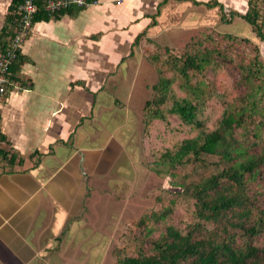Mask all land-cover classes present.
I'll return each mask as SVG.
<instances>
[{
	"label": "crops",
	"instance_id": "obj_1",
	"mask_svg": "<svg viewBox=\"0 0 264 264\" xmlns=\"http://www.w3.org/2000/svg\"><path fill=\"white\" fill-rule=\"evenodd\" d=\"M212 1L94 0L33 22L0 100V148L12 156H0V264H89L96 242L86 184L99 172L94 155L115 140L120 151L101 171L106 184H115V160L121 153L131 160L125 138L133 116L125 109L136 105L143 74L152 73L143 56L148 40L177 47L180 33L199 27L194 12L248 8V0L206 5ZM10 2L0 0V28ZM256 4L264 21V0Z\"/></svg>",
	"mask_w": 264,
	"mask_h": 264
},
{
	"label": "trees",
	"instance_id": "obj_2",
	"mask_svg": "<svg viewBox=\"0 0 264 264\" xmlns=\"http://www.w3.org/2000/svg\"><path fill=\"white\" fill-rule=\"evenodd\" d=\"M22 1L11 0L9 4L5 24L0 28V50L8 45L16 6ZM257 1L259 3V0H248L245 13L229 11V16L222 13V20L229 23L232 17L239 16L264 41V21ZM35 2L41 6L42 0ZM216 4V0L206 3L207 6ZM66 10L49 15L41 9L34 15L33 22L56 17ZM219 36L222 40H238L230 33ZM208 40L211 48H198L193 53L184 52L181 55L167 54L171 63L168 72L171 75L158 72V81L152 86L157 92L144 104L145 124L150 126L163 122L168 125V116L172 114L177 118L179 131L187 127L196 129L194 135L181 137L173 149L162 153L161 161L169 167L201 162L204 153L218 156V162L223 166L217 173L183 185L180 195L188 201L192 200L193 220L190 223L184 228L169 223V206L141 217L139 226L145 225L148 218L161 228L160 233L151 238L149 245L136 256L118 254L114 264H264V246L259 247L255 243L261 232L258 225L264 221V208H258L255 204L256 195L264 190V104L259 107L261 100L264 102V64L258 60V54L244 65L241 62L242 78L248 84L246 92L232 101L223 95L222 111L214 122L208 124L202 116L211 95L203 93V81L192 85V74L204 71L217 62L216 56L221 60L228 58L215 45L211 35ZM156 46V43L148 40L145 47L152 62L160 56ZM19 54L9 68L10 79L11 73L21 63ZM252 77L258 82L250 83ZM258 92H261L260 98L254 99ZM3 139L4 135L0 133V141ZM0 156L12 161V156L7 157L2 148ZM207 223L212 224L211 229L207 228ZM144 230L136 236L142 244L154 227H144ZM237 236H240L239 240Z\"/></svg>",
	"mask_w": 264,
	"mask_h": 264
},
{
	"label": "rangeland",
	"instance_id": "obj_3",
	"mask_svg": "<svg viewBox=\"0 0 264 264\" xmlns=\"http://www.w3.org/2000/svg\"><path fill=\"white\" fill-rule=\"evenodd\" d=\"M201 13L194 12L191 15L199 27H195L194 31L191 32L186 28L184 32L180 33V39L176 42L177 47L157 44L156 50L158 49L160 56L156 61L152 62L153 60L149 59L151 55L145 49L149 56L146 51H144L143 56L148 60L152 73L143 74L144 77L139 81L137 92L133 94V101L136 105L132 104L130 108L127 109L126 107L125 109L128 114L130 112L133 116L130 135L128 136V132L126 133L128 137L124 135L126 136L125 140L128 141L127 144L125 141V146L131 160L125 163L127 155L122 153L115 160L114 174L109 176L116 179L114 180L115 184L109 186L106 184L107 178L102 176L105 172L104 160L111 159L115 153L120 151L115 140L111 139L106 143L107 145L103 148L104 155H102L101 147L97 151V155H94V166L96 170L99 168V172L96 173V176L92 174L93 177H90V181L88 180L86 184L91 189L89 198L92 201L91 203L88 202L89 211L87 213L92 233L90 243L96 242L95 247H91V255L88 257L89 264H114L118 254L136 256L143 247L149 245L150 239L156 237L161 229L148 218L145 220V225L139 226V219L154 211H162L164 207L169 206L171 208L167 221L176 227L184 228L193 220V206L192 200L188 201L183 195H180L183 185L197 182L211 173H217L223 166L222 163L218 162V156L204 153L201 155V162L182 164L175 168L169 167L167 163L161 161L162 153L167 149H173L181 137L194 135L196 129L187 127L179 131L176 125L177 118L172 114L168 116L170 121L168 125L163 122H157L150 126L145 124L144 104L146 100H151L157 92L152 86L158 81V72L169 74L168 71L171 68L167 54L181 55L184 52L193 53L198 48H211V43L208 40L211 35L215 39V45H218L223 53L228 56L224 60L216 56L217 62L210 64L204 71L193 72L192 74V85L203 81V93L211 95L209 101L206 102L209 105L204 108L202 116L207 119L208 124L214 122L222 111L221 98L223 95H226L227 100L232 101L243 96L246 92L248 84L242 78L241 64L244 65L257 54L258 60L260 59L259 61L264 64V41L252 33L250 24L246 20L240 17H232L229 23H225L219 8L216 12L214 9H208ZM200 15L201 24L198 23ZM227 33L237 36L238 40H222L219 35ZM243 39L248 41H243ZM256 82L258 81L254 80L253 77L250 79V83ZM178 89L176 87V90L180 92ZM260 96L261 92H258L254 99H259ZM263 104L264 102L261 100L259 107ZM114 112L120 115L119 107L115 108ZM105 118L108 119V117ZM116 120L117 118L114 119L115 124L117 123ZM100 121L101 119L97 120V124ZM114 121H110L109 124L114 126ZM133 121L135 125L132 123ZM94 127L95 125H92L91 128ZM126 128L123 127L121 132ZM102 164L103 166H101ZM115 167L120 170L118 171ZM101 187H105L106 191L101 192ZM259 190L261 191V189ZM96 201H99L101 206L92 205ZM255 204L258 208H264V190L261 194L256 195ZM259 224L258 227L261 232L256 237L255 243L262 247L264 246V221ZM151 225H153L154 230L145 237L146 241L142 244L136 236L142 233L141 230H144V227ZM206 226L209 229L212 228L210 223H207ZM239 239L240 236H237V240ZM117 250L121 252L117 253Z\"/></svg>",
	"mask_w": 264,
	"mask_h": 264
},
{
	"label": "built area",
	"instance_id": "obj_4",
	"mask_svg": "<svg viewBox=\"0 0 264 264\" xmlns=\"http://www.w3.org/2000/svg\"><path fill=\"white\" fill-rule=\"evenodd\" d=\"M88 3L89 1L87 0H42L41 6L35 0H23L18 3L8 45L5 49L0 50V100L8 92L11 84L9 68L16 60L23 42L31 31L34 15L41 9L49 15H54L71 6L83 7ZM223 11L226 16H229L230 10L224 8Z\"/></svg>",
	"mask_w": 264,
	"mask_h": 264
},
{
	"label": "clouds",
	"instance_id": "obj_5",
	"mask_svg": "<svg viewBox=\"0 0 264 264\" xmlns=\"http://www.w3.org/2000/svg\"><path fill=\"white\" fill-rule=\"evenodd\" d=\"M11 85V84H10ZM10 85H9V89H8V91L10 90ZM8 93V92H7Z\"/></svg>",
	"mask_w": 264,
	"mask_h": 264
}]
</instances>
